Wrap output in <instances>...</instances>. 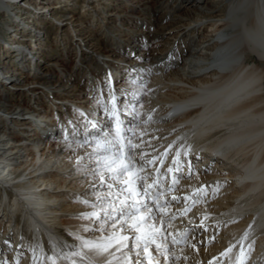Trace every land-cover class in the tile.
Wrapping results in <instances>:
<instances>
[{
  "label": "bare ground",
  "instance_id": "1",
  "mask_svg": "<svg viewBox=\"0 0 264 264\" xmlns=\"http://www.w3.org/2000/svg\"><path fill=\"white\" fill-rule=\"evenodd\" d=\"M73 1L0 0V264H264V0Z\"/></svg>",
  "mask_w": 264,
  "mask_h": 264
},
{
  "label": "snow or ice",
  "instance_id": "2",
  "mask_svg": "<svg viewBox=\"0 0 264 264\" xmlns=\"http://www.w3.org/2000/svg\"><path fill=\"white\" fill-rule=\"evenodd\" d=\"M113 112H115V109H113ZM116 131H117V134L119 135V128H117ZM178 156H179V154H177V158H178ZM125 159H128V157H125ZM177 162H179L178 159H177ZM189 164L191 166V162H189ZM115 168H116L115 163L108 166L109 173H115L114 175H111L109 177V179H113V180H117L119 182H122L126 186V187H124L123 190L129 193V197H126L125 199L131 198L132 196H135V195H145V196L147 195L146 192H142V193H136L135 192L134 187H133L135 180H140L142 182L143 178L138 177V176H136L135 178L133 177V168L131 165L124 167L119 172H115ZM97 175L99 176V179L102 183L105 182V176L103 174L98 172ZM125 176H127L128 179H125ZM109 187H111V185H109ZM82 202L86 203V204L88 203L87 201H82ZM142 207L147 208V205H142ZM138 211H139V209H138ZM92 215L96 216L97 214L93 213ZM87 218L91 219L92 217H87ZM136 231H140V229L138 227H136ZM123 239H127V237H124ZM137 239H140V237H137ZM85 246L88 247L89 249H99L101 247V244L99 242H87L86 241ZM104 248H105V250H107V246H104ZM144 250L147 251V247H145ZM229 251H230V249H229ZM74 255L79 256V255H81V253L75 252ZM17 264H19V262H17ZM33 264H38V262L34 260Z\"/></svg>",
  "mask_w": 264,
  "mask_h": 264
},
{
  "label": "rangeland",
  "instance_id": "3",
  "mask_svg": "<svg viewBox=\"0 0 264 264\" xmlns=\"http://www.w3.org/2000/svg\"><path fill=\"white\" fill-rule=\"evenodd\" d=\"M82 1H83V0H74L73 3H74L76 6H75V7L73 6V7H72V10L76 13V17L79 18L80 23H81V22H83V23H84V22H85V23L88 22V23L90 24V22L92 21V19H91L90 17H89V19L86 18V20H85V18H84V19L82 18V15H83L82 11L84 10V9L81 10V7H82ZM63 4H64V3H63ZM63 4H62V5H63ZM78 5H80V6H78ZM108 10H109V11H108ZM183 10H184V9H183ZM183 10H182V11H183ZM106 11H107V12H106ZM110 11H112V10H110V8H108V9L105 8V12H106V13H108V12H110ZM63 14H64V12H63L60 16H62ZM98 14H100V13H98ZM159 14H160V12H159ZM79 21H78V22H79ZM85 25H86V24H85ZM95 28H96V27H95ZM54 32H55V31H54ZM54 32L51 31V33H54ZM97 32H98V31H96V30H95V32H90L89 30L87 31L86 29H84V31H83V33H82V34H83L82 37H85V36L90 35L89 33H92V35H94V37H95V35L97 34ZM51 33H50V32L48 33V34L50 35V38H49L50 40H49V43H48V44H49V47H50V46L54 47V45H53V44H55V42L53 41V40H54V39H53L54 34H51ZM87 34H88V35H87ZM51 36H52V37H51ZM100 43H101V45L104 46V43H106V41H100ZM103 46H102V47H103ZM102 47H101V50L103 51L105 48H104V47L102 48ZM49 59H52V58H49ZM49 59H46V60L48 61ZM41 61H43V60H41ZM41 61H40V62H41ZM7 62H9V60H7Z\"/></svg>",
  "mask_w": 264,
  "mask_h": 264
}]
</instances>
